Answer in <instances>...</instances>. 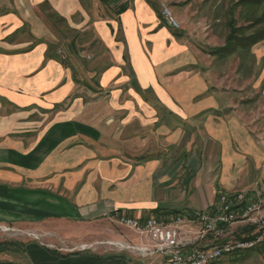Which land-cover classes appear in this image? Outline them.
Listing matches in <instances>:
<instances>
[{
    "label": "crops",
    "instance_id": "obj_1",
    "mask_svg": "<svg viewBox=\"0 0 264 264\" xmlns=\"http://www.w3.org/2000/svg\"><path fill=\"white\" fill-rule=\"evenodd\" d=\"M231 1L0 0V224L113 221L117 212L145 221L155 210L194 217L219 193L264 194V98L248 100L264 95V68L242 78L243 52L227 69L208 52L226 42ZM262 43L250 52L257 63ZM200 229L192 219L182 234L206 248L258 225ZM62 247L31 240L0 250V264L163 259ZM212 264H264V248Z\"/></svg>",
    "mask_w": 264,
    "mask_h": 264
},
{
    "label": "built area",
    "instance_id": "obj_2",
    "mask_svg": "<svg viewBox=\"0 0 264 264\" xmlns=\"http://www.w3.org/2000/svg\"><path fill=\"white\" fill-rule=\"evenodd\" d=\"M119 5L127 6L131 0H115ZM161 15L165 22L179 30L181 24L168 4H161ZM60 52V51H59ZM263 191L255 195L248 192L219 193L218 202L211 210L197 211L193 216L184 213L149 216L145 221L119 212L113 219L121 225L132 229L148 242L141 246L125 247L136 250L142 257L162 256L161 262L152 264H212L225 254L236 250L251 249L264 245ZM196 219L201 225L200 237L209 233L223 234L226 228L241 221H252L258 225L256 237L250 240L236 239L211 247L191 246L193 240L183 237V229L187 222Z\"/></svg>",
    "mask_w": 264,
    "mask_h": 264
},
{
    "label": "rangeland",
    "instance_id": "obj_3",
    "mask_svg": "<svg viewBox=\"0 0 264 264\" xmlns=\"http://www.w3.org/2000/svg\"><path fill=\"white\" fill-rule=\"evenodd\" d=\"M234 1L237 0H232L231 4ZM225 17L227 18V12L225 13ZM58 53L61 55L62 52L60 51ZM91 58L92 56L90 54H85L83 57L86 61H91ZM235 58V55L224 58L225 69L234 66L236 62ZM240 58L242 65L239 69V77L249 78L252 75H260L261 69L264 68V57L257 63L254 55L244 51ZM250 98H264V95L260 93L255 94L253 97L249 95L248 100L252 102ZM229 235L226 238H230V241L236 240L234 236L229 237ZM135 236L138 237L139 235L115 220H101L93 223L72 225L61 222L26 223L18 225L0 224V242L12 240L25 244L31 240H36L44 244L60 245L65 249H79L85 245L87 248L91 246L98 251H109L111 248L120 251H136L125 247L126 245L133 246L132 244L135 242L132 243V240L136 238ZM2 249L3 247H0V250Z\"/></svg>",
    "mask_w": 264,
    "mask_h": 264
},
{
    "label": "trees",
    "instance_id": "obj_4",
    "mask_svg": "<svg viewBox=\"0 0 264 264\" xmlns=\"http://www.w3.org/2000/svg\"><path fill=\"white\" fill-rule=\"evenodd\" d=\"M102 1L108 3L111 0ZM123 9H119L118 12H121ZM226 25L228 34L225 44L223 46L212 47L208 52L219 57H227L236 52H251V49L255 45L264 42V0L234 1L228 9ZM154 213L156 216H160L167 213L176 215L180 212H160L159 210H155ZM255 237L256 234H253L239 239L250 240ZM20 245L23 246L22 243L12 240L0 242V247H3V249ZM255 248H264V245H259Z\"/></svg>",
    "mask_w": 264,
    "mask_h": 264
}]
</instances>
